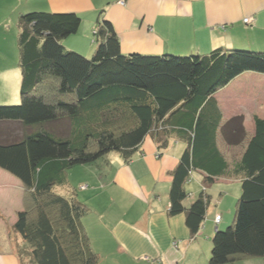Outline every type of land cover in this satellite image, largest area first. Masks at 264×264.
<instances>
[{
  "label": "trees",
  "instance_id": "1",
  "mask_svg": "<svg viewBox=\"0 0 264 264\" xmlns=\"http://www.w3.org/2000/svg\"><path fill=\"white\" fill-rule=\"evenodd\" d=\"M16 25L21 79L18 100L0 102V169L22 186L11 226L22 240L20 264H97L81 223L89 207L69 187L67 172L109 152L130 160L147 136L159 150L170 138L184 145L170 172L168 213H183L195 234L210 206L208 187L229 168L218 135L228 145L245 138L241 118L223 121L214 95L243 72L264 74V51L124 53L101 16L86 55L64 45L81 25L76 13L31 10ZM253 124L232 168L240 179L232 219L214 230L208 264L264 257V118L255 115ZM193 171L204 174L202 188L186 205Z\"/></svg>",
  "mask_w": 264,
  "mask_h": 264
},
{
  "label": "crops",
  "instance_id": "2",
  "mask_svg": "<svg viewBox=\"0 0 264 264\" xmlns=\"http://www.w3.org/2000/svg\"><path fill=\"white\" fill-rule=\"evenodd\" d=\"M31 10L79 15L78 32L64 45L86 55L93 51V31L101 16L112 23L124 53L206 54L220 47L264 51V0H0V102L18 100L16 24L21 13ZM248 17L251 22L245 23ZM243 95L264 96V74L243 72L214 95L223 121L236 117ZM251 114L252 125L248 129L244 124L240 144L228 145L221 135L217 137L229 168L208 187L211 202L214 195L217 199L195 234L190 233L183 213H168L170 172L184 147L180 140L170 138L166 148L159 150L147 136L142 151L130 160L107 154L94 164L70 168L69 187L89 207L81 223L98 255L97 264H208L211 236L230 220L224 215L227 210L221 209L223 202L228 205V194L240 189L229 184L240 181L233 165L254 130L253 117L264 118L258 109ZM203 176L200 171L191 173L185 184L186 205L202 188ZM21 208L22 201L10 218L0 214V264H20L15 248L18 237L11 226ZM229 264H264V257H240Z\"/></svg>",
  "mask_w": 264,
  "mask_h": 264
},
{
  "label": "rangeland",
  "instance_id": "3",
  "mask_svg": "<svg viewBox=\"0 0 264 264\" xmlns=\"http://www.w3.org/2000/svg\"><path fill=\"white\" fill-rule=\"evenodd\" d=\"M239 100H240V104L237 106L239 108H236V112L234 113V115H236V117L241 118L243 129H244V124H245V127L249 129L250 126L252 125V121H251L252 119L250 118L252 115L251 111L258 109L264 114V103L260 104L259 105L260 107L258 106V104L261 101L264 102V96H257V95L245 96L243 95L242 97H239ZM247 123H248V126H247ZM115 153L116 152H109L108 154H115ZM7 176H9L10 178ZM11 178L14 180H11ZM229 184H238V186L240 187L239 181L238 182L235 181L234 183H229ZM232 188H234V186H232ZM239 192H240V189H238L237 193L234 191L232 192L233 194L229 193L228 194L229 204L225 205L224 203L226 202H223V205L221 207V209L227 210L224 215L228 217L230 216V221L232 219L235 202L239 196ZM196 193L191 192L193 196ZM21 195H22V188H21L20 181L16 177L9 174L8 172L0 169V214L5 216L6 219L10 218L11 215L14 214L15 210H17L20 206ZM216 199H217V196L214 195L212 202L210 204L211 206L215 204ZM21 241L22 240L18 237L17 242H18V245L20 246H22ZM15 248H16V240H15Z\"/></svg>",
  "mask_w": 264,
  "mask_h": 264
},
{
  "label": "built area",
  "instance_id": "4",
  "mask_svg": "<svg viewBox=\"0 0 264 264\" xmlns=\"http://www.w3.org/2000/svg\"><path fill=\"white\" fill-rule=\"evenodd\" d=\"M244 22L245 23L251 22V18H249V17L248 18H245L244 19ZM80 188H86V186L85 185H81ZM214 220H215L216 223L219 222L220 216L219 215H216L215 218H214Z\"/></svg>",
  "mask_w": 264,
  "mask_h": 264
}]
</instances>
